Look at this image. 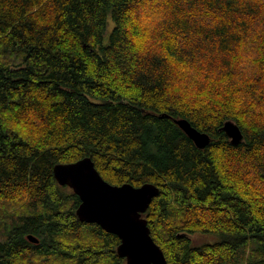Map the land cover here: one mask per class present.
<instances>
[{"label":"trees","instance_id":"obj_1","mask_svg":"<svg viewBox=\"0 0 264 264\" xmlns=\"http://www.w3.org/2000/svg\"><path fill=\"white\" fill-rule=\"evenodd\" d=\"M88 156L169 264H264V0H0V264H127L55 178Z\"/></svg>","mask_w":264,"mask_h":264},{"label":"water","instance_id":"obj_2","mask_svg":"<svg viewBox=\"0 0 264 264\" xmlns=\"http://www.w3.org/2000/svg\"><path fill=\"white\" fill-rule=\"evenodd\" d=\"M176 123L198 147L204 148L210 143L211 136L194 127L188 119L178 118ZM222 130L233 144L244 139L241 127L233 120H227ZM54 175L60 185L69 186L79 195L81 203L77 215L82 221L98 223L119 236L121 242L117 251L127 264H169L143 216L160 192L156 184H112L104 179L89 156L74 162L57 163ZM29 239L39 241L34 235H29Z\"/></svg>","mask_w":264,"mask_h":264},{"label":"rangeland","instance_id":"obj_3","mask_svg":"<svg viewBox=\"0 0 264 264\" xmlns=\"http://www.w3.org/2000/svg\"><path fill=\"white\" fill-rule=\"evenodd\" d=\"M112 26H113V22L110 19V28H112ZM217 239H218L217 236L215 239V237H213L212 235H207V234H196L193 236V240L195 244H201L207 241L213 242Z\"/></svg>","mask_w":264,"mask_h":264},{"label":"bare ground","instance_id":"obj_4","mask_svg":"<svg viewBox=\"0 0 264 264\" xmlns=\"http://www.w3.org/2000/svg\"><path fill=\"white\" fill-rule=\"evenodd\" d=\"M30 235H32V234H30ZM35 236V235H34ZM36 237V236H35ZM28 238H29V236H28ZM37 238V237H36ZM31 240V239H30ZM32 241V240H31Z\"/></svg>","mask_w":264,"mask_h":264}]
</instances>
